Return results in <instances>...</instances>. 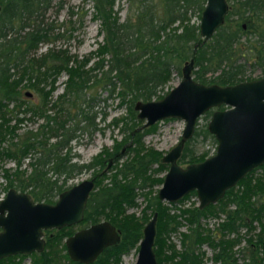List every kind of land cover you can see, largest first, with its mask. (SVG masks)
<instances>
[{
	"label": "trees",
	"instance_id": "16d2710c",
	"mask_svg": "<svg viewBox=\"0 0 264 264\" xmlns=\"http://www.w3.org/2000/svg\"><path fill=\"white\" fill-rule=\"evenodd\" d=\"M51 1L0 0V163L15 162L13 167L0 165L5 179L0 189L12 186L27 191L33 200L52 203L69 186L68 178L90 170L94 187L79 223L107 219L119 230L120 238L92 262L81 263L65 251L64 239L74 225L46 228L43 249L28 254L30 264H117L123 253L137 250L142 226L154 211L153 250L159 264H204L203 244L211 248V259L217 264H264V161L202 208L176 205L195 194L194 190L176 201H161L156 191L167 165L160 159L162 152L142 139L155 130L156 122L142 127L133 107L136 100L161 97L167 90L157 91L172 70L181 75V65L189 59L192 77L202 83L223 85L250 79L244 75L246 65L259 67L264 76V0H226L223 22L206 40L199 34L198 22L190 19L191 13L200 16L205 0H127L122 19L115 0H91L90 17L98 21L101 40L80 57L52 44L38 51L40 44L66 36L53 32L44 20ZM84 13H79V20ZM61 73L66 75L63 88L52 97ZM25 88L36 93L35 100L23 98L25 91L32 93L23 92ZM98 89H107L108 97L116 96L118 104H127L126 114L111 120L122 136L113 138L110 147L103 145L90 160L79 162L73 159L71 141L79 132L91 134L99 129L94 108ZM27 112V118L41 122L18 132ZM210 112L206 110L204 116ZM199 133L215 142L205 124L196 128L183 144L179 163L203 158L204 153L194 154L189 144ZM257 168L261 171L254 174ZM139 196L144 201L140 213L127 212L137 205ZM219 212L224 218L214 229L201 223L202 217ZM183 224L185 229L180 231ZM241 226L248 232L244 238ZM174 231L179 235L178 248L170 238ZM231 231L233 236H229ZM241 238L244 244L234 248ZM23 256L1 257L0 264H20Z\"/></svg>",
	"mask_w": 264,
	"mask_h": 264
},
{
	"label": "water",
	"instance_id": "95a60500",
	"mask_svg": "<svg viewBox=\"0 0 264 264\" xmlns=\"http://www.w3.org/2000/svg\"><path fill=\"white\" fill-rule=\"evenodd\" d=\"M227 8L226 0H205L198 20L203 40L223 22ZM191 65V59L181 65L180 79L161 97L136 100L133 107L142 127L166 117L183 119L178 140L160 157L167 169L156 195L161 201H176L194 190L197 206L202 208L264 161V76L232 84H205L192 77ZM220 104L224 107L212 109L206 123L216 140L214 152L180 165L177 159L197 117ZM93 185L92 177L83 178L60 191L52 203L33 200L27 191L8 187L0 197V258L41 251L44 229L78 223ZM155 222L156 211L142 226L133 264H159L153 250ZM119 238V230L107 219H100L67 235L65 251L71 260L90 263Z\"/></svg>",
	"mask_w": 264,
	"mask_h": 264
},
{
	"label": "rangeland",
	"instance_id": "374dc122",
	"mask_svg": "<svg viewBox=\"0 0 264 264\" xmlns=\"http://www.w3.org/2000/svg\"><path fill=\"white\" fill-rule=\"evenodd\" d=\"M92 1L91 0H52L51 5L44 11V20L47 23H50L52 26L53 32L63 33L66 36L57 37L52 43H42L39 45L38 51L44 50L45 47L50 44L66 47L71 53H76L78 57L81 55L88 53L92 49H95L97 42L101 40V33L98 32V21L91 19V9H92ZM118 7V14L122 19L126 12L127 0H115L114 7ZM85 11L81 20L78 19V15L80 12ZM190 19L192 21L198 22L199 17L196 13H191ZM65 29V32L63 30ZM69 35V36H68ZM244 75H248L251 77H259L262 76V71L259 67H255L252 65H246L244 70ZM66 75L61 73L55 79V88L52 90V97L57 93L61 92L63 88V81ZM180 79V75L172 70L170 79L162 86V89H159L157 92L162 93L168 90L170 87L175 85ZM31 91L29 88L22 89ZM30 95H25L27 101L35 100L36 93L31 91ZM98 95V102L94 105V108L97 109V116L95 117V121L99 126V129L94 130L91 134L87 131L82 133L79 132L77 138L71 141L73 159L79 162H86L90 160V158L96 154L103 145L110 147L113 141V138L119 139L122 136L120 129L118 126H115L111 123L113 117L125 115L126 114V103L118 104L119 99L116 96L108 97L107 89H98L96 91ZM9 106L11 103L8 104ZM136 112V111H135ZM30 114L25 113V119L19 122L18 132L23 131L24 129H34L40 122L41 119H37L32 117ZM138 119V118H137ZM209 119V115L204 116L201 114L198 116L196 120V127L200 128L205 123H207ZM141 120V119H140ZM13 121V120H12ZM142 122V121H141ZM140 122V123H141ZM155 123V122H154ZM184 121L181 118L175 117H166L156 121L155 130L152 132H148L143 135V142L148 146H153L156 149H159L162 153L166 152L172 145L176 143L181 133ZM209 144V141L206 140L204 143L201 141V137L197 136L191 141V146L194 148V151H199L204 145V147ZM210 147V148H209ZM212 146H208L211 151ZM26 160L23 159V162ZM13 167L15 162L11 159L3 161L0 165ZM183 165V163H180ZM24 165V163H22ZM261 170L258 168L254 171V174L259 173ZM55 174L52 173V176ZM90 175V170H84L80 173L74 174L72 177L68 178L66 184L69 186L73 183L78 182L79 180L86 178ZM61 177V176H59ZM106 180H104L105 182ZM5 183V179L1 175L0 169V187ZM155 188V186H153ZM3 189V188H2ZM4 190L0 189V197L3 195ZM57 197V196H56ZM55 197V198H56ZM197 200L194 194L188 195L185 199L180 202H177V207H188L195 205ZM136 206L129 207L127 212H134L135 215L140 213V208L144 204L142 196L136 198ZM178 208L175 209L177 211ZM173 210V209H172ZM221 215H207L201 218V223L208 228L214 229L216 223L218 222ZM257 225L256 221L253 222ZM73 230L83 226V223L73 224ZM180 231L185 229V224L181 225L178 228ZM258 227L255 228L256 231ZM239 232L244 238L248 232L246 233L245 227L241 226L239 228ZM44 237V236H43ZM170 238L175 242L176 247H179V235L177 231H174L170 234ZM243 238L241 239V243H243ZM237 246V245H236ZM234 246V248L236 247ZM201 249L204 251V264H217L211 259L212 250L206 244L201 246ZM30 253V252H29ZM22 257L20 264H30V257L28 254ZM237 257H241L239 253L235 254ZM136 258V249L131 248L129 251L123 253L121 255L120 261L117 264H133ZM240 260V259H239Z\"/></svg>",
	"mask_w": 264,
	"mask_h": 264
},
{
	"label": "flooded vegetation",
	"instance_id": "af4514ba",
	"mask_svg": "<svg viewBox=\"0 0 264 264\" xmlns=\"http://www.w3.org/2000/svg\"><path fill=\"white\" fill-rule=\"evenodd\" d=\"M259 77H261V76H259ZM253 78H256V77H252V78H250V79H253ZM246 80H248V79H246ZM205 84H208V83H205ZM31 93L29 92L28 94H26V95H30ZM224 107V106H223ZM222 107V108H223ZM214 108H217V106L216 107H212V108H210L211 110L212 109H214ZM208 110V109H207ZM205 113V112H204ZM203 113V114H204ZM211 113V112H210ZM210 115V114H209ZM198 118V117H197ZM197 120V119H196ZM196 121H195V124H194V130L197 128L196 126ZM205 126H206V123H205ZM201 128V127H200ZM198 129V128H197ZM207 129V128H206ZM194 130H193V133H194ZM208 131V130H207ZM209 132V131H208ZM193 133H192V135L190 136V137H192L193 136ZM210 133V132H209ZM211 134V133H210ZM198 137L200 136L201 137V141L204 143L206 140H208L209 141V144L207 143V146L206 147H204V145H202L203 147L199 150V151H194V148L191 146V141H190V147L192 148V150L194 151V154H196V155H199V154H202V153H204L203 155V158H205V157H207V156H209L210 154H212L213 152H214V150H215V147H216V140H215V138H214V140H215V142L211 139V138H209V137H203V135H202V133H199L198 135H197ZM196 136V137H197ZM189 137V138H190ZM196 137H194V138H196ZM214 137V136H213ZM188 138V139H189ZM193 138V139H194ZM208 146H212L211 147V151L209 150V148H208ZM163 154V153H162ZM202 158V159H203ZM201 159V160H202ZM198 161H200V160H198ZM109 162H110V159H109ZM178 162V161H177ZM194 162H196V161H194ZM179 163V162H178ZM190 163V162H189ZM180 164V163H179ZM167 165V164H166ZM181 165V164H180ZM183 165H185V164H183ZM182 165V166H183ZM258 169V168H257ZM260 169V168H259ZM166 171V170H165ZM164 171V172H165ZM164 172L162 173V176H163V174H164ZM88 177H91L90 175L88 176ZM239 180V179H238ZM237 180V181H238ZM74 184V183H73ZM236 184V183H235ZM160 186V185H159ZM158 186V187H159ZM93 187H94V185H93ZM93 189V188H92ZM158 189V188H157ZM195 195V198H196V200H197V196H196V194H194ZM222 197V196H221ZM219 199V198H218ZM217 199V200H218ZM216 200V201H217ZM198 202V201H197ZM195 203H196V201H195ZM196 206H197V203L195 204ZM230 207V206H229ZM218 215H221V218H219V220H218V222L216 223V225L215 226H217L218 225V223L220 222V221H222L223 220V218H224V213L223 212H219L216 216H218ZM254 222V221H253ZM89 224V223H88ZM88 224H86V225H88ZM86 225H83V226H86ZM82 227V226H81ZM207 227V226H206ZM215 228V227H214ZM78 229V228H77ZM211 229V228H210ZM76 230V229H75ZM234 235V231H231L230 233H229V236H233ZM242 239V238H241ZM244 239H243V243H239L237 246H242L243 244H244ZM241 242V241H240ZM236 246V245H235Z\"/></svg>",
	"mask_w": 264,
	"mask_h": 264
}]
</instances>
